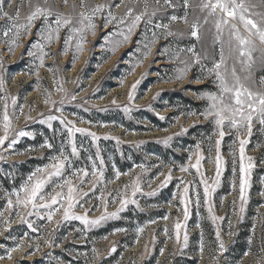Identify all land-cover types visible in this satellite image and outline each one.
Returning a JSON list of instances; mask_svg holds the SVG:
<instances>
[{
    "label": "rangeland",
    "instance_id": "obj_1",
    "mask_svg": "<svg viewBox=\"0 0 264 264\" xmlns=\"http://www.w3.org/2000/svg\"><path fill=\"white\" fill-rule=\"evenodd\" d=\"M37 2L43 4L44 0H31V3L3 0L0 5L9 15H15L19 6V17L15 20L0 16V79L4 81L0 95L9 98L12 124L8 139L0 146V257H4L0 264H264V125L258 120L253 121L251 136L246 129L225 123L220 145L223 160L220 182L208 204L204 203V186L200 181L203 177L210 187L214 184L215 141L220 139L214 118L205 119L201 115L210 103L201 97L219 92L214 76L196 82L198 77H207V69L219 60L220 46L214 43L211 18L204 23L207 10L202 12L195 7L198 0H190L188 8L183 0H171V4L164 0L159 3L85 0V8L80 7L81 0H68L67 5L64 0H48L54 13L72 18L73 24L62 27L59 38L48 43L41 33H47L49 24L56 27V17L53 15L45 21L41 16L34 21L28 35L21 29L17 40L14 25L26 24ZM97 5L105 7L92 18L94 30L87 28L88 21H84L83 51L77 52L80 34L71 32L70 28L82 27L76 22L79 13H89ZM129 6L134 9L133 14L125 16ZM145 9L147 15L124 42L134 16ZM109 11L116 19L105 26ZM255 11L264 13V6L258 5ZM186 13L187 23L183 19ZM172 16L180 19L172 20ZM252 18L260 20L259 16ZM197 20L199 40L190 34L191 25ZM5 31L8 36L3 35ZM34 42L43 45L48 53L38 75L36 66L42 53ZM256 44L261 47L258 40ZM10 47L12 52L8 51ZM193 47L201 57L200 63H194L193 53L187 51ZM186 65L185 78L176 79ZM233 65L242 83L253 90H264V85L259 84L264 77V66L259 61L248 80L244 79L248 73L232 58L227 60L228 72ZM134 84L135 98L129 101ZM72 95L75 100L70 99ZM12 97L16 98L15 105L11 103ZM49 115L58 119L48 120ZM2 116L3 101H0V136L4 135ZM61 119L72 122L68 127L74 124L85 129V133L69 136ZM20 131L29 135L20 137L17 135ZM88 133H94L98 139ZM168 137L171 140L166 145L164 140ZM13 139L16 143L10 144ZM240 139L248 140L245 156L251 157L254 164L242 212ZM46 144L52 147L43 146ZM73 145L77 155H72ZM196 152L203 156L200 174L191 167ZM61 153L69 157L71 164H66L61 177L48 179L54 171L51 165L63 159ZM182 167L189 171H181ZM77 170H86L89 175ZM94 171L97 175H92ZM99 171L103 172V182L98 180ZM169 172L172 179L162 186ZM117 173H120L118 178ZM30 176L32 181L28 179ZM66 178L77 189L79 201L72 215H86L88 220L109 218L89 227L80 220L65 221L61 208L49 221V209L40 205L50 203V197L57 193L67 195ZM37 180H46L43 200H38L35 209L31 204L17 205L16 193L23 199L22 186H31ZM136 180L141 191L133 196ZM60 184L64 186L61 188ZM186 185L192 200L187 220L181 202ZM197 192L199 206L195 204ZM122 199L129 201L123 210ZM9 200L12 207L8 206ZM63 203L66 208L67 202ZM165 216L167 219H163ZM212 216L217 219L214 221ZM176 223L183 225L179 241ZM185 233L187 245L183 240ZM220 241L224 244L223 252L219 249ZM13 248L16 250L12 251Z\"/></svg>",
    "mask_w": 264,
    "mask_h": 264
},
{
    "label": "snow or ice",
    "instance_id": "obj_2",
    "mask_svg": "<svg viewBox=\"0 0 264 264\" xmlns=\"http://www.w3.org/2000/svg\"><path fill=\"white\" fill-rule=\"evenodd\" d=\"M29 3H31V0H28ZM123 2V0H122ZM147 0H145V3ZM157 3H159V0H156ZM166 4H171V0H164ZM68 0H64V4L67 5ZM3 4V0H0V5ZM183 4L185 8H188L190 6V0H183ZM259 6H264V0H258V3L254 2V0H198V3L195 5V7H198L200 11L207 10V15L204 17V23L209 22V18H211V22L215 28L214 33V43L219 44V60L214 61L211 68L207 69V77H198L196 82H202L203 79H206L208 77L214 76L216 87L219 89L218 93H209L206 97L208 101H210L208 108L205 112L201 113V115L204 116L205 119H207L209 116L214 118V122L218 129V136L220 139H217L215 141V147H216V157H215V166H216V179L214 181L213 186H209L206 182V179L202 177L200 183L204 186L203 191V197H204V203L208 204L209 197L212 192L215 191V186L219 185L220 182V175L222 171V164L223 160L220 153V145L221 141L223 140V137L225 136V130L224 125L227 122L230 127H235L237 129L244 128L246 129L249 136H251L252 132V126L253 121L258 120L260 124L264 125V90H253L251 87L247 86L246 84L242 83L241 77L237 74V70L235 68V65H233L231 72H228V69L226 67L227 60L229 58L234 59L236 62H238L241 65V70L246 71L248 75L244 78L246 80L251 79L252 72L254 70V67L259 61L261 66H264V13L255 11V9ZM120 5H116V7H119ZM174 6V5H171ZM81 8H85V0H81L80 3ZM105 5H97L95 8L91 9L89 13L80 12L79 13V19L76 21L77 23L81 24L82 27L76 28L73 26L70 28L71 32L79 33L80 38L79 42L76 45V51L81 52L83 51V44H84V36L83 32L85 31L84 21H88L87 28L94 30L95 25L92 23V18L97 13L102 12ZM33 11L31 14L27 17V23L26 24H16L14 25L16 31L15 36L18 40L21 35V29H23V34L28 35L30 33V29L33 26V23L36 19L43 16L45 21H48L50 17L55 15V28H52L51 24L48 25L47 33L44 34L41 33V38L46 40L48 43H52L55 39L59 38V32L60 29L67 25H72L73 20L70 17H64L59 12L53 11V8L51 5L48 4V0H44L43 4H40L37 2L35 5H33ZM134 9L129 6L127 8V11L125 12V16H132ZM155 13L153 12V15ZM144 15H147V9H145L144 12L141 14L135 15L133 18V23L130 27H128L127 33L124 34V42H127L133 29L136 27V24L139 23V21L142 19ZM0 16L6 17L9 20H15L17 17H19V6H17V11L15 15H9L6 11H3V8L0 7ZM253 16H259L260 20L257 21L253 19ZM116 19L111 11L108 13V17L105 18V26L111 20ZM172 20L180 19L179 17L172 16ZM185 22L187 23V13L185 14V17L183 18ZM150 22V20H149ZM120 23H123V17L120 18ZM243 28L244 32L247 33V35L244 34V32L241 31V27ZM156 27H166V25H156ZM200 24L197 20L196 22L192 23L191 25V36L197 40L200 39ZM94 34V31H93ZM4 36H8V31H5L3 33ZM226 35V39H225ZM71 37L67 38L65 40V45H68ZM259 41V44L261 47H258L256 44V41ZM19 46L18 44L16 45ZM34 46H37L40 48L42 55L39 57L40 63L37 65V72L38 75V68L43 67V60L44 57L48 55L47 52H44L43 45H40L37 42H34ZM9 52H12L13 49L10 47L8 49ZM188 52L193 53L194 56V63H200L201 57L195 53L194 47L188 48ZM255 53H259L258 56H255ZM33 54V53H29ZM66 50H65V53ZM147 55V53L145 54ZM203 69V66H202ZM51 70V69H50ZM188 66L186 65L185 68L179 70V75L176 77V79L183 80L187 74ZM230 77V79H229ZM255 83V81H253ZM139 81H137V84ZM260 85H264V77H261L259 81ZM136 89V84L132 85V90L129 92L128 99L129 101L134 100V93ZM4 90V81L0 79V92H3ZM58 91H62V88H58ZM71 100H75V95H72L70 97ZM8 100L9 98L4 95H0V101H3V116H2V122H3V129H4V135L0 136V146H3L5 144V141L8 139V131L11 128V120L8 113ZM48 100H46V103ZM12 105L16 104V98H11ZM53 105H55V102L52 101ZM61 104L64 103L63 100L60 102ZM113 103H116L114 100ZM128 109H125L127 111ZM22 112V109L20 110ZM56 111H62L61 108H56ZM30 119V117H29ZM48 120H54L58 119V117L54 115H49L47 117ZM163 119V117H161ZM62 124H65V127L68 130L69 136H71L73 133H85V129L77 128L74 124H72L71 127H68L69 124L72 122L68 121L65 122L63 119L60 121ZM186 131V129H182V132ZM18 136L23 137L26 135H29L26 131H20L17 133ZM88 135H91L93 139H98L94 133H88ZM171 140V137H168L164 140V143L167 145L169 141ZM16 143V140L13 139L10 144ZM248 144V140L246 139H240L239 140V198L241 203V212L243 209V204L247 202L246 197V191L250 187L249 184V177L251 169L254 167L253 161L251 157L245 156V146ZM48 148H51V144L43 145ZM139 147V145H137ZM199 144L196 145V148L199 149ZM63 159H58L56 163L52 164L51 167L54 170L51 172L48 176V179H51L52 176L55 177H61L63 174V171L65 169L66 164L70 166L71 160L68 156H64L63 153L60 154ZM72 155H77V150L75 146L73 145L72 149ZM196 156V161L194 165H191V167L196 169V173L200 174L201 169V161L203 160L202 154L199 152L194 153ZM233 156L235 157V153H233ZM247 160V163L245 162ZM38 171H44L43 169H38ZM181 171H189L187 167H182ZM83 172L84 176H88L89 173L86 170H77V173ZM35 175V174H33ZM92 175H97V171H94ZM120 173H117V178L119 177ZM29 181H32V176H30ZM172 179L171 172H169L168 176L166 177L164 183L162 186L166 185L170 180ZM98 180L103 182V172H98ZM84 183V181H81ZM46 183V180H37L34 184L29 186L28 184H25L22 186L21 191L24 192V198L21 199L19 192L16 193L17 198V205H23L27 206L29 204L32 205L33 209L37 207L38 200H43L44 195L43 188ZM181 183H184L182 180ZM64 184L68 185L67 189V195L63 192L57 193L56 195H52L50 197V203L41 204V207L48 208L49 209V215L48 219L49 221L52 220V216L55 212L60 211L61 208H63V218L65 221L67 220H80L85 225L91 227L96 224H99L101 220L107 219L109 217L102 216L98 220H88L87 216H74L72 215V209L75 207L79 201L76 199V193L77 189L72 186L71 180L65 179ZM64 184H60L59 187H63ZM141 191L140 185L138 180L133 181V196L137 192ZM183 192L185 194L184 198L182 199V204H184L183 209V215L184 219L187 220L189 216L188 211V205L192 202L191 198L188 196L189 193V186H185L183 188ZM154 194V193H153ZM264 194V193H262ZM64 201L67 202V207H64ZM132 203H135V201H131ZM123 210V207L126 206L129 201L127 199H122L120 201ZM195 204L197 206L200 205V194L199 192L196 193L195 196ZM59 206V207H53V206ZM8 206L12 207V201H8ZM209 213H212V208H208ZM31 214V213H30ZM113 216L115 214H112ZM163 219H167V216L163 217ZM212 219L215 221L217 217L212 216ZM29 227H31V224L29 223ZM183 227L181 223L175 224V230H176V238L177 241L180 239V229ZM7 230V229H5ZM35 231V229H33ZM140 231H143V229H140ZM165 234H167V229L164 230ZM217 239L219 240V233H217ZM184 244L187 245L188 242V236L185 233L184 237ZM219 249L221 252L225 250L223 241H220L219 243ZM16 249L13 248L12 251H15ZM115 251V249H113ZM203 251V248L201 247V252ZM161 254H163V250H161ZM247 254V253H246ZM31 255V254H29ZM4 257H0V259H3ZM9 259H11V256H8Z\"/></svg>",
    "mask_w": 264,
    "mask_h": 264
}]
</instances>
